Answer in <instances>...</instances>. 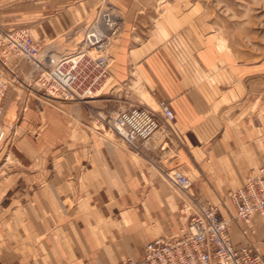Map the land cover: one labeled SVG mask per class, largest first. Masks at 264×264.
Masks as SVG:
<instances>
[{
  "label": "crops",
  "instance_id": "0c3cea01",
  "mask_svg": "<svg viewBox=\"0 0 264 264\" xmlns=\"http://www.w3.org/2000/svg\"><path fill=\"white\" fill-rule=\"evenodd\" d=\"M85 19L70 0H0V29L30 27L44 46ZM123 27L108 91L30 114L29 101L21 107L30 118L26 135L14 143L13 161L0 167V264L140 259L147 243L172 238L187 224L185 202L216 204L231 221L233 246L251 245L264 257V216L252 219L245 237L229 199L264 169L262 61L220 50L188 16L141 10ZM161 101L174 119H162V131L139 154L87 127L94 113ZM173 171L192 182L188 201L164 181Z\"/></svg>",
  "mask_w": 264,
  "mask_h": 264
},
{
  "label": "built area",
  "instance_id": "2783aa9c",
  "mask_svg": "<svg viewBox=\"0 0 264 264\" xmlns=\"http://www.w3.org/2000/svg\"><path fill=\"white\" fill-rule=\"evenodd\" d=\"M109 10L100 15L84 31L76 49L60 55L43 54L28 29L0 32V44L32 63L40 76L39 89L47 97L87 103L100 95L110 80V56L107 54L112 37L119 27ZM101 27L104 28L103 31ZM7 85L0 76V121L4 112ZM103 129L111 131L131 153L139 154L163 129L162 119L173 121L174 113L161 101L158 108L128 105L113 115L94 113ZM5 132L0 124V145ZM167 181L187 194L192 182L178 171L165 174ZM236 207L235 219L246 227L245 237L253 233L255 216H264V169L251 173L245 183L231 193ZM188 222L172 238H159L147 243L140 259L128 258L121 264H264V257L251 245L235 248L231 240V221L220 215L211 202H185Z\"/></svg>",
  "mask_w": 264,
  "mask_h": 264
},
{
  "label": "rangeland",
  "instance_id": "374dc122",
  "mask_svg": "<svg viewBox=\"0 0 264 264\" xmlns=\"http://www.w3.org/2000/svg\"><path fill=\"white\" fill-rule=\"evenodd\" d=\"M70 6L84 11L86 19L70 29L68 33L53 44L49 46L42 45L39 40L34 39L30 27H24V29L30 31L32 38L40 45L43 54L60 55L73 52L82 39L86 28L92 25L106 10L111 11L114 16H118L119 20L116 22L119 30L112 37L107 50L111 62L110 80L100 95L112 86V67L114 66L112 60L126 35L123 23L128 18H132L133 14L141 12V10L150 13L164 12L166 14L174 13L188 16L191 26L202 35L211 37L215 45L219 44L222 39L226 40V50H224H228L235 59L247 63L262 61V74L264 75V0H70ZM6 31L9 30L0 29V32ZM54 45L59 46L57 51L53 49ZM0 76L7 85L4 112L0 121L5 132V138L0 145L1 167L4 163L13 161L14 143L26 135L25 125L30 123V118L27 117L24 120L22 114L23 110H26V106L21 111L23 104L30 102L28 112L30 114L36 108L53 109L58 107V104H60L58 102L67 101L47 97L38 87L37 82L40 72L36 70V67L18 55L5 52L2 44H0ZM139 90L138 88V92ZM150 108L156 110L158 106ZM93 115L87 127L97 139L110 141L126 153L136 155L127 151L111 131L103 129ZM101 115L104 116V114ZM164 181L169 185L166 178ZM169 186L172 188L171 185ZM173 190L179 195L181 201H188V195L175 187H173ZM181 210L184 212L182 206ZM185 215L189 219V214L185 213Z\"/></svg>",
  "mask_w": 264,
  "mask_h": 264
},
{
  "label": "bare ground",
  "instance_id": "6f19581e",
  "mask_svg": "<svg viewBox=\"0 0 264 264\" xmlns=\"http://www.w3.org/2000/svg\"><path fill=\"white\" fill-rule=\"evenodd\" d=\"M115 17H116V20H119L118 16H115ZM103 30H104V28L101 27V30H100V31H103ZM218 41H219V40H218ZM225 41H226V40H225ZM225 41L222 39L221 42H220L219 44H217V46L219 47L220 50H223V49L226 48ZM217 43H218V42H217ZM226 43H227V42H226ZM227 46H228V45H227ZM227 49H230V48H227ZM225 50H226V49H225ZM133 87H134V86H133ZM137 87H138V86H137ZM142 95H143V97H144L145 99L148 100L147 102H149V104H151V103H150L151 98H150L149 94H148L147 92H143Z\"/></svg>",
  "mask_w": 264,
  "mask_h": 264
}]
</instances>
